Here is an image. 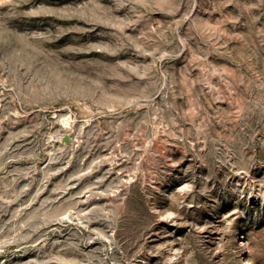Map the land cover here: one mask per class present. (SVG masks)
Returning a JSON list of instances; mask_svg holds the SVG:
<instances>
[{
  "label": "rangeland",
  "instance_id": "obj_1",
  "mask_svg": "<svg viewBox=\"0 0 264 264\" xmlns=\"http://www.w3.org/2000/svg\"><path fill=\"white\" fill-rule=\"evenodd\" d=\"M0 264H264V0H0Z\"/></svg>",
  "mask_w": 264,
  "mask_h": 264
}]
</instances>
